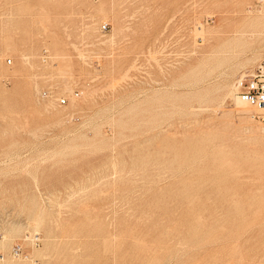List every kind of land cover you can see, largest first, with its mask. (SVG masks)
<instances>
[{"label":"rangeland","instance_id":"1","mask_svg":"<svg viewBox=\"0 0 264 264\" xmlns=\"http://www.w3.org/2000/svg\"><path fill=\"white\" fill-rule=\"evenodd\" d=\"M262 15L264 0H0V264H50L46 247L52 264H264V114L233 99L264 65Z\"/></svg>","mask_w":264,"mask_h":264},{"label":"built area","instance_id":"2","mask_svg":"<svg viewBox=\"0 0 264 264\" xmlns=\"http://www.w3.org/2000/svg\"><path fill=\"white\" fill-rule=\"evenodd\" d=\"M207 21V19H206ZM107 24L102 25L101 29H106ZM11 61L8 60V63ZM235 94L247 105L264 108V65L260 64L255 69L242 73L235 83ZM77 95V94H76ZM66 98H60L59 105H64ZM263 119V118H262ZM33 243L38 245V237H33ZM12 254L20 257L24 252V246L21 243L13 245ZM30 264H41L37 259H31Z\"/></svg>","mask_w":264,"mask_h":264},{"label":"bare ground","instance_id":"3","mask_svg":"<svg viewBox=\"0 0 264 264\" xmlns=\"http://www.w3.org/2000/svg\"><path fill=\"white\" fill-rule=\"evenodd\" d=\"M21 3H22V2H21ZM100 9H101V8H100ZM259 11H260V10H259ZM259 18H261V20H262V21H261V27L264 28V15L260 16ZM201 27H202V26H201ZM201 27L199 26V29H197V27H196V29H197L198 31H201V32H202V28H201ZM197 30H196V31H197ZM201 34H202V33H201ZM203 34H205V33H203ZM193 35H194V34H193ZM209 36H210V35H209ZM196 37H197V36H195V38H196ZM201 37H202V36H201ZM201 37H200V38H201ZM259 49H260V48H259ZM256 50H257V49H256ZM257 52H258V51H257ZM259 59H260V58H259ZM222 73H223V72H222ZM224 73H225V72H224ZM218 75H219V74H218ZM229 89H230L229 95L233 94L232 87L229 88ZM230 93H231V94H230ZM234 93H235V91H234ZM227 94H228V92H227ZM233 99H234V104H235V109H234V110L237 111V112L259 111V112H262V114H264V108L262 109V108L253 107V106L247 105L246 103L242 102V100H240V99L236 96V94L233 96ZM218 148H219V147H218ZM211 149H212V148H211ZM242 154H243V153H242ZM227 162H228V161H227ZM233 174H234V173H233ZM235 174H236V172H235ZM224 177H225V176H224ZM219 185H220V184H219ZM223 197H224V196H223ZM234 203H235V202H234ZM234 209H235V207H234ZM195 212H196V211H195ZM37 217H38V216H37ZM197 217H198V216H197ZM96 218H97V217H96ZM96 218L93 220V222H92V220H91V223H92V224L94 223V225H97V227H98L99 225L102 226V223H101L100 221H97ZM241 218H243V217H241ZM195 219H196V218H195ZM198 219L200 220V218H198ZM30 220H31V219H30ZM36 220H37V219H36ZM56 220H57V219H56ZM59 220H60V219H59ZM40 221H42V220H37V221L34 223L35 226H37V225L39 226V223H40V226H41V222H40ZM54 221H55V220H54ZM61 221H62V219H61ZM61 221H59V222H61ZM55 222H57V221H55ZM88 222H89V221H88ZM51 223H53V222H51ZM62 223H63V222H62ZM86 223H87V222H86ZM199 223H200V222H199ZM42 224H43V223H42ZM60 224H61V223H60ZM68 224H69V223H68ZM191 224H192V223H191ZM200 224H201V223H200ZM78 225H79V224H78ZM38 226H37V228H38ZM197 226H198V225H197ZM94 227H95V226H94ZM39 228H40V227H39ZM39 228H38V229H39ZM55 228H56V227H55ZM85 228H86V227H85ZM34 229H36V227H35ZM34 229H33V230H34ZM74 229H75V228H74ZM74 229H73V231L77 232V233L74 232V233L72 234L74 237L81 235V234H79V233H81V229H80V230H78L77 228H76L77 230H74ZM113 229H114V228H113ZM36 230H37V229H36ZM4 231H5V230H4ZM37 231H38V230H37ZM37 231H36V233H37ZM60 231L62 232V233H60L61 236H62V235H63V232L65 233V231H62V230H60ZM67 231H68V230H67ZM67 231H66V232H67ZM78 231H80V232L78 233ZM82 231H83V230H82ZM88 231H89V230H88ZM88 231H87V232H88ZM90 231H92V233H91V232H90V233H91L92 236L94 237V233H93V232H95V229H94V230L92 229V230H90ZM97 231H99V232H97L96 236H97V235H101V234H103V236H104V233H103L104 231H102L101 228H100V230H97ZM84 232H85V231H84ZM229 232H230V231H229ZM108 233H109V231L106 233V234L108 235L107 237H109V236H111V237H109V239L106 237V241H107V239H108V240H110L111 243H113V241H114V237H113L112 235H113L114 233H113L112 235H111V233H109V234H108ZM83 234H84V233H83ZM83 234H82V235H83ZM85 234H86V233H85ZM88 234H89V233H88ZM106 234H105V235H106ZM223 234H224V233H223ZM52 235H53V234H52ZM64 235H65V234H64ZM64 235H63V236H64ZM66 235H67V234H66ZM27 236H28V235H27ZM49 236H50V234H49ZM56 236H57V235H56ZM58 236H60V235H58ZM61 236H60V237H56V238H57V239H58V238H61ZM67 236H69V235H67ZM67 236H66V237H67ZM89 236H90V235H89ZM120 236H121V235H120ZM66 237H64V238H66ZM80 237H81V236H80ZM93 237H92V239H93ZM200 237H201V236H200ZM200 237H199V238H200ZM216 237H217V236H216ZM222 237H223V236H222ZM228 237H229V236H228ZM4 238H6V237L4 236ZM47 238H48V237H46V239H47ZM67 238H68V237H67ZM72 238H73V237L71 236V240H72ZM77 238H78V241H79L80 238H79V237H77ZM83 238H84V237H83ZM88 238L90 239L91 236L88 237ZM88 238H87V239H88ZM94 238H95V237H94ZM98 238H99V237L95 238V243H96V244H97L96 240H97ZM103 238H104V237H103ZM103 238L100 237L99 239H103ZM116 238H117V237H116ZM121 238H122V237H121ZM46 239H45V240H46ZM48 239H50V238H48ZM62 239H63V238H61V240H62ZM69 239H70V238H69ZM74 239H75V238H74ZM87 239L85 238V241H86ZM89 239H88V240H89ZM92 239H91V240H92ZM219 239H220V238H219ZM50 240H51V239H50ZM52 240H53V238H52ZM54 240H56V239L54 238ZM61 240L59 239V241H61ZM63 240H64V239H63ZM66 240H67V239H66ZM76 240H77V239H76ZM88 240H87V241H88ZM213 240H215V239H213ZM59 241H57V242H59ZM69 241H70V240H69ZM69 241L67 242V244L65 243L68 247H69ZM85 241H84V243H85V245H87V244H86L87 241H86V242H85ZM89 241H90V240H89ZM93 241H94V240H93ZM97 241H98V240H97ZM201 241H202V240H201ZM57 242H56V245H57ZM65 242H66V241H65ZM79 242H80V241H79ZM79 242H78V243H79ZM101 242H102V241H101ZM103 242H104V241H103ZM110 242H109V243H110ZM205 242H206V241H205ZM2 243H3V242H2ZM62 243H63V241H62ZM70 243L72 244L73 242H70ZM76 243H77V242H76ZM76 243H75V244H76ZM91 243H92V241H91ZM105 243H106L107 245H109V243H107V242H105ZM105 243H104V244H105ZM179 243H180V242H179ZM196 243H197V242H196ZM206 243H207V242H206ZM3 244H4V243H3ZM92 244H93V243H92ZM92 244H91V245H92ZM217 244H218V243H217ZM217 244H216V245H217ZM48 245H49V243H48ZM81 245H83V242L80 243V245L77 244V245L74 247V249H73L74 251H73V250H70V251H73V256H77V257H81V256H82V254H81L80 252L83 251V250H81V249H84V250H85V247H83L84 245H83V246H81ZM107 245H106V246H107ZM115 245H116V244H115ZM179 245H180V244H179ZM196 245H197V244H196ZM61 246H62V245H61ZM73 246H74V245H73ZM93 246H94V244L92 245V249L90 248L91 250H93ZM96 246H98V245H96ZM182 246H183V245H182ZM2 247H4V245H2ZM53 247H54V246H53ZM58 247H59V246H58ZM86 247L88 248L89 246H86ZM109 247H110V246H109ZM113 247H115V246H113ZM197 247H198V246H197ZM69 248H70V247H69ZM104 248H105V247H104ZM199 248H200V247H199ZM50 249H51V248H50ZM60 249H61V248H60ZM79 249H80L81 251H80ZM88 249H89V248H88ZM90 249H89V250H90ZM109 249H110V248H109ZM66 250H68V249H66ZM95 250H96V249H94L93 251H95ZM99 250H100V249H99ZM99 250H98V251H99ZM105 250H106V249H105ZM107 250H108V249H107ZM194 250H195V249H194ZM196 250H197V249H196ZM35 251L37 252L36 254L34 253ZM35 251L33 252V254L39 256V258H42V259L45 260L46 262H50V264H52V260H53V257H52V256H53V255L51 254V251L49 250L48 247L44 248V250H39V251H38V250H35ZM64 251H65V250H64ZM98 251H97V252H98ZM66 252H67V251H66ZM86 252H87V251H86ZM105 252H106V251H105ZM61 253H63V252H61ZM61 253H60V254H61ZM64 253H65V252H64ZM64 253H63V254H64ZM89 253H90V251H89ZM69 254H70V253H69ZM97 254H98V253H97ZM67 255H68V253H67ZM192 255H193V254H192ZM60 256H61V255H60ZM63 256H64V255H63ZM68 256H71V257H72L71 254L68 255ZM95 256H96V255H95ZM71 257H70V258H71ZM34 258H35V257H34ZM63 258H65V257H63ZM74 258H75V257H74ZM86 258H87V257H86ZM26 259H27V260H30V259L28 258V256H25V255H24L23 260H26ZM82 259H83V258H82ZM11 260H12V259H11ZM65 260H66V259H65ZM71 260H72V259H71ZM94 260H95V259H94ZM236 260H239V259H236ZM8 261H9V260H8ZM68 261H69V260H68ZM0 262H1V261H0ZM3 262H6V261L4 260ZM74 262H75V261H74ZM236 263H237V262H236ZM1 264H2V263H1ZM16 264H26V263L22 261V262H19V263H16Z\"/></svg>","mask_w":264,"mask_h":264}]
</instances>
